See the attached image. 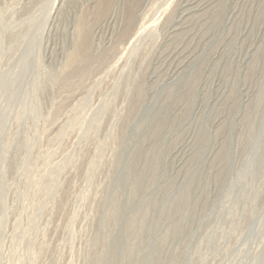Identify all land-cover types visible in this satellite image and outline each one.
Wrapping results in <instances>:
<instances>
[{
  "label": "rangeland",
  "instance_id": "1",
  "mask_svg": "<svg viewBox=\"0 0 264 264\" xmlns=\"http://www.w3.org/2000/svg\"><path fill=\"white\" fill-rule=\"evenodd\" d=\"M0 264H264V0H0Z\"/></svg>",
  "mask_w": 264,
  "mask_h": 264
},
{
  "label": "bare ground",
  "instance_id": "2",
  "mask_svg": "<svg viewBox=\"0 0 264 264\" xmlns=\"http://www.w3.org/2000/svg\"><path fill=\"white\" fill-rule=\"evenodd\" d=\"M193 3V2H192ZM139 10V9H138ZM179 14V13H178ZM132 28V27H131Z\"/></svg>",
  "mask_w": 264,
  "mask_h": 264
}]
</instances>
